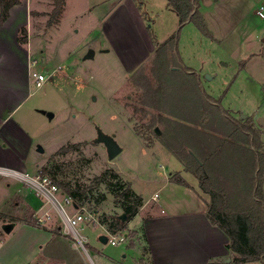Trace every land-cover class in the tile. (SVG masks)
<instances>
[{
  "label": "rangeland",
  "instance_id": "rangeland-1",
  "mask_svg": "<svg viewBox=\"0 0 264 264\" xmlns=\"http://www.w3.org/2000/svg\"><path fill=\"white\" fill-rule=\"evenodd\" d=\"M263 1L200 0L213 37L188 22L181 28L178 48L179 63L200 73L204 91L236 118L248 119L264 143V19L256 13ZM18 6L29 12L25 32L18 34L23 41H18L36 61L30 72H42L48 79L40 87L30 79L22 95L27 97L11 121L1 125L0 146L8 157H21L26 166L23 171L33 176L45 175L44 167L60 164L67 180L87 185L107 169L118 172L120 179L114 181L131 184L147 201L129 222L126 231L131 239L114 246L100 242L104 230L99 226L87 227L84 233L96 264H137L142 214L168 213L183 194L171 185L160 188L166 173L184 174L183 163L164 143L179 145L174 140L177 122L191 132L203 123L206 128L211 115L225 121L216 106L202 97L194 77L183 70L171 49L157 51L179 27L178 15L167 0H65L58 24L50 25L54 0H22ZM90 49L94 57L85 58ZM158 87L160 94L155 96ZM48 112L54 116L50 118ZM158 114L171 121L159 122L161 134L154 131ZM98 127L114 135L122 147L112 160L105 145L96 141ZM66 145L75 149L56 155ZM10 161L0 154L1 165ZM185 175L203 194L196 185L198 179ZM19 191L35 195L21 180L0 174V264H92L62 231L55 208L36 197L44 209L34 208L28 217L26 203H13ZM155 192L156 201L152 199ZM103 194L105 200L98 203ZM91 197L88 204L100 214L108 217L123 212L105 185L97 187ZM5 224H14L10 233L4 232ZM131 240L133 247L127 246Z\"/></svg>",
  "mask_w": 264,
  "mask_h": 264
},
{
  "label": "trees",
  "instance_id": "trees-1",
  "mask_svg": "<svg viewBox=\"0 0 264 264\" xmlns=\"http://www.w3.org/2000/svg\"><path fill=\"white\" fill-rule=\"evenodd\" d=\"M21 1L0 0V24L8 18L10 8ZM64 3L65 0H54V9L48 22L50 25L58 24ZM167 3L168 7L177 13L179 27L159 45L157 51L169 47L179 63L182 62L178 48L180 31L185 24L194 22L206 36L213 35L201 13L200 0H167ZM21 30L25 32L24 27ZM18 40L23 41L20 38ZM179 64L185 72L192 74L202 97L216 106L225 121L220 122L211 115L206 118V128L202 122V127L196 125V129L191 132L184 123L177 122L178 131L174 140L178 141L179 145L176 148L172 147L171 141L166 140L165 147L181 160L185 171L192 173L199 180L201 188L211 195L207 216L229 237L228 247L235 253L234 261L264 264V143L261 135L248 119L236 118L222 107L219 100L206 93L197 71L183 66V63ZM158 94L159 87L155 90V96ZM157 116L154 127L168 119L161 114ZM168 121L171 122L169 119ZM215 124L217 127L218 124L220 126L218 131ZM181 132L190 134L185 135ZM188 143H193L198 148H191ZM74 147L75 145L62 146L56 155L74 150ZM42 171L45 175H50L63 192L78 204H88L92 201L91 194L95 189L105 185L114 195V203L127 215L126 221L121 220L119 215L108 217L102 215L104 222L110 220L109 226L113 231L127 230L128 223L144 204L143 197L134 191L130 184L114 181L119 180L120 176L112 169L105 170L87 185L67 180L63 176L64 167L60 164H55L51 168L44 167ZM61 174L63 177H60ZM169 179L172 183L188 185L180 172L171 173ZM105 198L103 194L96 201L99 203ZM16 202L18 201L15 200L14 205H17ZM26 209L29 217L33 210L31 206H27Z\"/></svg>",
  "mask_w": 264,
  "mask_h": 264
},
{
  "label": "crops",
  "instance_id": "crops-1",
  "mask_svg": "<svg viewBox=\"0 0 264 264\" xmlns=\"http://www.w3.org/2000/svg\"><path fill=\"white\" fill-rule=\"evenodd\" d=\"M18 5L10 8L8 18L3 25L0 24V128L1 125L11 121L10 116L28 95L22 97L25 87L29 85L32 59L29 48L27 50L18 41V34L23 27L27 26L29 12L27 7ZM15 16L21 17L18 19L22 20L18 21ZM20 90L23 91L21 95ZM0 154H3L7 161L11 160L5 165L0 163V166L19 171H23V167H26L21 157L17 155L8 157L1 146ZM183 170L184 174L174 170L166 173L160 187L162 189L171 185L178 190H183L182 196L174 201L176 207L168 213L149 211L141 216L140 232L137 230L142 249L137 264H260L259 262L237 263L234 261L235 253L228 247L229 237L207 216L208 205L212 200L211 195L201 186L203 194L197 192L195 184L185 175L190 172L185 171V168ZM175 172H180L188 185L172 183L169 177ZM198 184L200 185L199 180L196 182V185ZM21 192L22 194L19 191L13 197V203L17 200L16 204L26 203V207L31 206L32 210L39 209L41 202L36 195ZM157 192L152 195V199L155 194H158ZM146 203L147 201L140 207L138 213L143 211ZM134 245L132 240L127 243L129 247Z\"/></svg>",
  "mask_w": 264,
  "mask_h": 264
},
{
  "label": "built area",
  "instance_id": "built-area-1",
  "mask_svg": "<svg viewBox=\"0 0 264 264\" xmlns=\"http://www.w3.org/2000/svg\"><path fill=\"white\" fill-rule=\"evenodd\" d=\"M257 15L264 19V1L259 5L256 10ZM36 61L31 60V66H35ZM30 79L33 84L37 87L42 86V84L48 79V75L39 71H31ZM0 174H5L12 176L18 180H21L28 186H30L35 195L44 201L46 204H51L55 210L58 212L61 218V229L72 239L73 245L77 249H82V251L88 256L92 264H96L94 259L91 257L87 244L89 243V237L84 233L87 227H101L104 233L108 236V243L111 245H118L122 242H126L130 239V236L126 230H111L109 224L104 222L102 215L92 208L88 204H78L75 202L71 196L65 194L63 190L50 178L49 176L36 174L35 176L30 175L28 172L10 169L7 167L0 166ZM158 194L153 196V199H157ZM70 207V208H69ZM44 206L38 209V212L42 211ZM46 213V212H45ZM45 216V215H44ZM46 217L50 218L51 215L47 212ZM100 234V235H101ZM99 235V236H100ZM3 246V240L0 239V249Z\"/></svg>",
  "mask_w": 264,
  "mask_h": 264
},
{
  "label": "water",
  "instance_id": "water-1",
  "mask_svg": "<svg viewBox=\"0 0 264 264\" xmlns=\"http://www.w3.org/2000/svg\"><path fill=\"white\" fill-rule=\"evenodd\" d=\"M262 42H264V37L262 39ZM94 50L90 49L89 52L85 55V58H93L94 57ZM95 99V98H94ZM50 118H52L54 116V114L52 112H48L47 114ZM156 132L157 134H161V131L159 129V127H156ZM97 142L103 143L106 147L107 153H108V158L110 160L114 159L115 157H117L121 152H122V147L120 146V144L117 142L116 138L114 135H110L107 134L105 132L102 131V129H100L99 127L97 128V138H96ZM38 150L40 152H44L43 148L41 146L38 147ZM121 220L126 221L127 220V215L122 212L121 214H119L118 216ZM14 228V224H5L3 225V230L6 233H10L12 231V229ZM99 240L102 243H108V236L105 234H101L99 236Z\"/></svg>",
  "mask_w": 264,
  "mask_h": 264
}]
</instances>
